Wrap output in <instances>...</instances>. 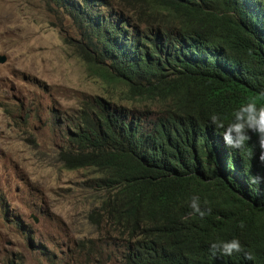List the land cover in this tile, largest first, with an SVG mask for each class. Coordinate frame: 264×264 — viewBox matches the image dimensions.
I'll list each match as a JSON object with an SVG mask.
<instances>
[{"label":"trees","instance_id":"trees-1","mask_svg":"<svg viewBox=\"0 0 264 264\" xmlns=\"http://www.w3.org/2000/svg\"><path fill=\"white\" fill-rule=\"evenodd\" d=\"M52 1L106 86L68 121L58 154L94 173L83 188L98 238L80 249L98 264L106 253L112 264H264L259 137L232 149L210 119L227 126L241 105L264 107V0ZM193 196L210 214L189 215ZM234 238L244 252L212 254Z\"/></svg>","mask_w":264,"mask_h":264},{"label":"rangeland","instance_id":"rangeland-1","mask_svg":"<svg viewBox=\"0 0 264 264\" xmlns=\"http://www.w3.org/2000/svg\"><path fill=\"white\" fill-rule=\"evenodd\" d=\"M78 40L52 0H0V264H98L79 247L98 238L83 188L94 173L58 160L73 131L68 121L106 89ZM112 263L107 253L99 262Z\"/></svg>","mask_w":264,"mask_h":264},{"label":"clouds","instance_id":"clouds-1","mask_svg":"<svg viewBox=\"0 0 264 264\" xmlns=\"http://www.w3.org/2000/svg\"><path fill=\"white\" fill-rule=\"evenodd\" d=\"M261 95H264V93ZM210 119L211 123L216 125V127L224 129L223 139L226 145L232 149H242L245 144L251 140V136L248 133L251 132L257 135L259 137V146L261 149L259 161L264 164V107H257L255 102L241 105L238 110L233 113V120L227 126H225L215 114H213ZM261 182L262 180L258 176H250L248 179L249 185H258ZM189 207L192 210L189 215L194 213L202 218L211 212L210 208L202 210L198 196H193L191 198ZM210 249L213 255L219 253L222 256H231L234 253L244 252L240 240L235 238L228 241H214L210 244ZM247 258L251 259V256Z\"/></svg>","mask_w":264,"mask_h":264},{"label":"water","instance_id":"water-1","mask_svg":"<svg viewBox=\"0 0 264 264\" xmlns=\"http://www.w3.org/2000/svg\"><path fill=\"white\" fill-rule=\"evenodd\" d=\"M5 61H6V58L3 57V56H0V63H5ZM36 221H37V220H36Z\"/></svg>","mask_w":264,"mask_h":264}]
</instances>
